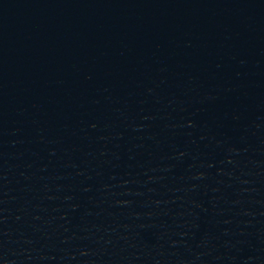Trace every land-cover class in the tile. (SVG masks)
Segmentation results:
<instances>
[{"label": "water", "instance_id": "water-1", "mask_svg": "<svg viewBox=\"0 0 264 264\" xmlns=\"http://www.w3.org/2000/svg\"><path fill=\"white\" fill-rule=\"evenodd\" d=\"M0 264H264V0H0Z\"/></svg>", "mask_w": 264, "mask_h": 264}]
</instances>
